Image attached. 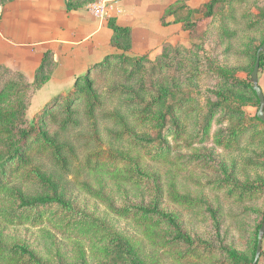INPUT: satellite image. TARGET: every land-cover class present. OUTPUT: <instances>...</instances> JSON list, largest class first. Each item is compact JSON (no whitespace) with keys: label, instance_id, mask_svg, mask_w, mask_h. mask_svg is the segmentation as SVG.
Segmentation results:
<instances>
[{"label":"rangeland","instance_id":"obj_1","mask_svg":"<svg viewBox=\"0 0 264 264\" xmlns=\"http://www.w3.org/2000/svg\"><path fill=\"white\" fill-rule=\"evenodd\" d=\"M186 6L163 22L192 20ZM119 34L100 62L0 64V264H251L264 221L255 95L223 80L219 52L174 40L135 56ZM255 38L236 77L250 79ZM38 197L66 204L20 208Z\"/></svg>","mask_w":264,"mask_h":264},{"label":"crops","instance_id":"obj_2","mask_svg":"<svg viewBox=\"0 0 264 264\" xmlns=\"http://www.w3.org/2000/svg\"><path fill=\"white\" fill-rule=\"evenodd\" d=\"M183 1L188 6L185 9L194 10L211 0H122L121 12L115 14L112 24L129 29V53L135 56L151 54L159 46L176 40L184 50L193 46L194 50L199 47L202 52H219L223 69L243 71L238 68L240 62L237 59L243 64L245 56L239 51L249 49L250 42L258 43L255 35L263 34L264 39V0H225V9L221 10L215 4L208 17L204 11L195 12L191 15L192 20H200L195 30L186 27L189 14L183 21L163 22L167 11ZM86 6L79 0H15L7 3L0 19V64L34 71L38 61L45 59L46 52L59 59L84 64L103 61L113 52L111 41L115 31L109 23L111 19L96 18ZM221 11L225 13L224 21L220 20ZM222 33L226 38L219 40ZM238 34L244 35L239 39ZM231 43L235 47L233 51ZM222 49L231 50L228 53L231 55L229 60L233 59L231 63L225 54L222 56ZM240 78L246 79L241 74ZM259 85L264 92V67L259 72ZM232 87L238 89V86ZM257 109L256 105V112Z\"/></svg>","mask_w":264,"mask_h":264},{"label":"trees","instance_id":"obj_3","mask_svg":"<svg viewBox=\"0 0 264 264\" xmlns=\"http://www.w3.org/2000/svg\"><path fill=\"white\" fill-rule=\"evenodd\" d=\"M219 0H211L209 3H207L205 5V7L207 8V11L205 13V16L208 17L212 14V10H213V6L218 2ZM190 10V9H189ZM193 10V9H192ZM193 13L197 12H201L200 9H194V11H192ZM113 18L111 19V21L109 22L112 26H113V29L116 33V36L120 35L119 32H124L127 36V48H129V40H130V37H129V29L128 28H122V27H118L114 24H112ZM187 23H186V27L189 29V30H195V28H197L200 20L199 19H195V20H188V18L186 19ZM263 42H264V39H263ZM262 42V43H263ZM261 43V45H262ZM260 45V46H261ZM260 46H258L257 50H256V55H257V52H258V49L260 48ZM125 48V47H124ZM256 59V57H255ZM254 63L255 61L253 62V66H254ZM264 67V53L262 54L261 56V66H260V71L261 69ZM224 79L225 81L235 85V86H243L247 89H249L250 91L253 92V94L255 95L256 97V105H257V108H259V105H260V101L255 93V91L253 90L252 88V84H251V81L250 79L249 80H246V79H241L239 77H236V75L230 71H224ZM222 79V78H221ZM233 98V97H232ZM258 111V109H257ZM235 114H237L235 112ZM257 122L259 123H262L264 124L258 117H257V112L256 114L254 115L253 117ZM253 119V120H254ZM32 130L30 131H27V133H31ZM26 133V134H27ZM49 203H62V204H66L63 200H61L60 198H56V197H38V198H35V199H32V200H25V199H22L21 200V204H20V208H34V207H37L39 205H43V204H49ZM142 211L146 214H151V213H154V214H158L164 218H166L171 224H173L175 226V228L177 229L178 232H181L177 223L173 220L172 216H170L169 214L159 210L158 208H143ZM264 222V221H263ZM262 222V223H263ZM262 224L259 225V229L261 227ZM259 232V231H258ZM257 241H258V234L256 236V240H255V247H254V256H255V253H256V247H257ZM16 249L22 251L23 253L25 254H28L30 257H35V255L29 251L28 249H26L25 247H21V246H16ZM230 255L234 258V259H239V256L234 253V252H230ZM254 259V257H253ZM253 259H252V262H253ZM252 264V263H251Z\"/></svg>","mask_w":264,"mask_h":264},{"label":"water","instance_id":"obj_4","mask_svg":"<svg viewBox=\"0 0 264 264\" xmlns=\"http://www.w3.org/2000/svg\"><path fill=\"white\" fill-rule=\"evenodd\" d=\"M264 53V42L258 49L255 63L250 75V81L252 84V88L255 91L259 101L260 105L257 111V117L264 123V92L262 88L259 85V72H260V66H261V56ZM263 240H264V222L262 223L259 232H258V241H257V247H256V253L253 259L252 264H258L260 257L262 255V248H263Z\"/></svg>","mask_w":264,"mask_h":264},{"label":"built area","instance_id":"obj_5","mask_svg":"<svg viewBox=\"0 0 264 264\" xmlns=\"http://www.w3.org/2000/svg\"><path fill=\"white\" fill-rule=\"evenodd\" d=\"M122 0H93L86 6V10L100 20L114 18L115 14L121 12L120 3Z\"/></svg>","mask_w":264,"mask_h":264}]
</instances>
